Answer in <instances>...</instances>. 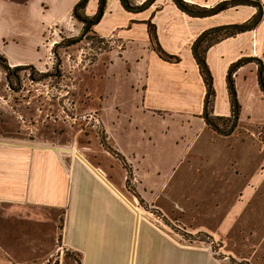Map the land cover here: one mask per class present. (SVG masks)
<instances>
[{
    "label": "crops",
    "instance_id": "crops-1",
    "mask_svg": "<svg viewBox=\"0 0 264 264\" xmlns=\"http://www.w3.org/2000/svg\"><path fill=\"white\" fill-rule=\"evenodd\" d=\"M79 1L71 0L65 14L46 19L48 0H0V55L11 67L42 63L49 50L43 49L46 36L69 30ZM182 1L194 9L212 8L202 4L206 0ZM97 3L89 0L88 19ZM240 6L245 10L236 15L225 12L235 7L229 6L198 18L173 0H154L141 13L126 11L121 0H106L92 28L112 47L83 72V98L100 117L108 147L132 175L128 180L122 161L101 138L113 161L95 154L89 160L96 159L100 169L80 171L76 165L71 173L53 146L0 135L4 264L40 258L21 253L29 252L30 238L40 251L48 237L61 238L58 249L80 264H230L229 259L264 264V141L249 134L264 119L259 77L262 68L264 78V17L252 31L236 30L217 41H209L211 34L204 43H210L203 57L214 91L210 118L234 117L230 79L237 93L239 120L229 135L205 119L208 86L193 54L205 31L254 19L256 10ZM149 25L155 26L162 50L178 62L157 54ZM22 35L36 40L37 53L10 51L8 39ZM0 116V131L13 134L11 111L1 107ZM147 207L188 234L211 237L220 243L218 252L171 231Z\"/></svg>",
    "mask_w": 264,
    "mask_h": 264
},
{
    "label": "rangeland",
    "instance_id": "rangeland-1",
    "mask_svg": "<svg viewBox=\"0 0 264 264\" xmlns=\"http://www.w3.org/2000/svg\"><path fill=\"white\" fill-rule=\"evenodd\" d=\"M48 1L47 6L49 9L48 11L44 10L48 13L46 19L57 18L65 14L71 6V0ZM146 1L129 0L131 5L135 7L143 5ZM219 1L206 0L202 4L208 7H216ZM238 7L235 6L225 12L229 15H236L237 12L245 10L241 6ZM98 8L99 0L97 5L92 6L91 12L94 16L89 17V21L95 20ZM250 11L253 12L255 9ZM213 19L216 20L217 18ZM68 27L69 30L59 27L60 29L53 30L52 34L46 36L43 49L47 45L49 50L42 63L23 65L33 66L35 73L32 70L21 73L22 86L19 92H13L9 88L6 74L0 68V110L1 107H6L11 111L12 116L9 122L15 126L13 134L9 135L0 131V135L37 140L53 146L58 150L71 173L75 171L76 165L80 171L86 170L85 167L98 170L100 169L99 165L94 163L96 159L89 160L93 158L92 156L98 154L102 159H107L109 162L113 160L110 154L100 146V138L105 135L104 130L100 117L96 112L88 109V101L83 98L82 76L88 66L98 59L99 54L110 50L112 45L111 41L96 36L93 28H91L86 38L77 42L86 25L73 20V24ZM226 34L229 33L221 32L219 35L210 38L209 41L217 40V38L224 37ZM35 41L31 36H15L8 39V46L16 56L30 55V51L33 52L32 54L37 53ZM207 46L208 44H203L201 51L203 52ZM43 75L51 76L45 78ZM33 78L36 80H33ZM212 119L215 120V118ZM232 123V117L226 122L220 121L219 128L222 132H229ZM255 129L250 131L249 134L257 140L264 141V119L261 125H257ZM87 149L91 151H87ZM123 171L126 172V170ZM149 210L154 212L153 209ZM159 217L171 231L182 236L179 231H176L179 229L183 231L178 225L166 221L161 216ZM182 237L190 241L185 236ZM29 240H31V245H27L29 252L21 253V255L26 257L39 256L40 258L19 260L18 262L21 264H80L79 260L73 259L71 255L64 254L62 250L58 249L61 238L58 240L45 238V244L41 245L40 251L34 250L33 239L30 238ZM219 244L214 240L215 246L219 247ZM36 247L38 248V245ZM11 248L15 251L18 250L16 245H12ZM4 262L0 260V264H4Z\"/></svg>",
    "mask_w": 264,
    "mask_h": 264
},
{
    "label": "water",
    "instance_id": "water-1",
    "mask_svg": "<svg viewBox=\"0 0 264 264\" xmlns=\"http://www.w3.org/2000/svg\"><path fill=\"white\" fill-rule=\"evenodd\" d=\"M173 2L181 11H183L187 15H190L192 17H198V18L214 16V15L220 13L225 6L233 5V4H244V5H249V6H254V7L259 8V13L257 14L253 24H251V25H225V26L212 28V29H209V30L205 31L204 33H202V35L195 42V45L193 47L194 57L197 60L198 64L201 66V68L205 74V77L208 80V90H207V98H206V103H207L209 95L213 89V80H212L211 73H210L209 69L207 68L205 61L203 60L201 54L199 53L198 48H199L200 44L211 34H216V33L228 31V30H238V31H252V30H254L256 28V26L258 25V23L262 20V17H263L262 5L255 0H228V1H224V2L219 3L216 7L212 8L210 10L199 11V10H193V9L189 8L182 0H173ZM105 3H106V0H100L99 9H98V13L96 15V19L94 21H88L86 23L85 30L77 42H80L84 38H86V36L89 33V31L91 30V28L102 18L103 14H104V9H105ZM121 3H122V6L124 7V9L126 11L131 12V13H141V12L147 10L151 5H153L154 0H147L143 5H141L139 7H135V6L131 5L129 0H121ZM236 67H234V68H236ZM262 71H263V69L261 68L260 72H259V77H260V84L262 85V87L264 89V78L262 75ZM229 86H230V91H231V94L233 97V107H234V117H233V123H232L231 130L229 132H222L216 124H214L212 121L209 120V118L207 117V112L205 111V119L209 123V125L211 127H213L214 129H216L219 133L224 134V135H229V133L232 132L237 127V123L239 120V104L237 101V93L235 90L234 83L231 79L229 80Z\"/></svg>",
    "mask_w": 264,
    "mask_h": 264
},
{
    "label": "trees",
    "instance_id": "trees-1",
    "mask_svg": "<svg viewBox=\"0 0 264 264\" xmlns=\"http://www.w3.org/2000/svg\"><path fill=\"white\" fill-rule=\"evenodd\" d=\"M89 3V0H80L78 2V4L74 7L73 9V12H72V18L73 20L79 22V23H83V24H86L89 20L88 18L86 17L85 15V9L87 7ZM148 30H149V35L151 37V39L153 40V42L155 43V51L157 52V54L164 60H167V61H174V62H178L179 59L177 57H173V56H170L168 54H166L161 46L159 45V43L157 42V33H156V28L155 26L153 25H149L148 27ZM90 32V31H89ZM234 32H237L236 30H230V31H225V33H229V34H226L225 36L228 37V36H233ZM220 33H217L215 34L214 36H217L219 35ZM218 40V39H217ZM216 40V41H217ZM208 41V38H206L199 46L198 50H199V53L201 54L203 60H204V57H203V52L201 51V47L204 43H206ZM210 44V43H209ZM208 44V46H210ZM0 68L5 72L6 74V81L8 83V86L9 88L13 91V92H19V89L21 88L22 86V82H21V73L23 71H26V70H32L33 73H35V68L31 65H28V66H16V67H11L9 65V63L7 62L6 58L3 56V55H0ZM204 73V72H203ZM45 78L48 77V76H51V75H43ZM33 80H36L35 78H33ZM205 82L208 86V80L206 79L205 77ZM214 96V91L212 89V92L210 93L209 95V98H208V101L206 103V106H205V111L207 112V117L209 118L210 121H212L214 124H216L218 127L220 126L219 122H226L227 120L225 119H221V118H215L212 119L210 118L209 114H210V110H211V106H212V98ZM219 121V122H218ZM208 123V122H207ZM209 124V123H208ZM214 129V128H213ZM215 131H217L216 129H214ZM218 132V131H217ZM102 139V144L103 146L105 147V149L109 152V153H112L114 156H116L117 158H119L122 163H123V166L124 168L127 170V172L129 173V179L130 180V177H131V172H132V169L130 167H128L127 163L125 162L124 159H122L120 157V155L118 153H116L115 151H113L110 147H108L107 143H106V139H105V135H103V137H101ZM155 213H157L159 216H161V213L157 210H154ZM167 221V219H166ZM176 231H179L180 234L182 236H185L187 239H189L191 242L193 241H196V240H199V241H207V242H211V240H213L211 237L205 235L204 233H199L197 235H191V234H188L186 233L184 230L181 231L180 229L179 230H176ZM214 243V240L212 241ZM213 249L214 251H218V246H215L213 244ZM229 262L230 264H249L247 262H237L235 261L234 259H229Z\"/></svg>",
    "mask_w": 264,
    "mask_h": 264
},
{
    "label": "flooded vegetation",
    "instance_id": "flooded-vegetation-1",
    "mask_svg": "<svg viewBox=\"0 0 264 264\" xmlns=\"http://www.w3.org/2000/svg\"><path fill=\"white\" fill-rule=\"evenodd\" d=\"M224 1H228V0H224ZM224 1H222V2H224ZM255 1H257L258 3H260L261 5H262V8H263V17H264V3L263 2H260L259 0H255ZM240 5H244V4H233V5H228V6H225V7H229V6H240ZM249 6V5H248ZM189 7V6H188ZM224 7V8H225ZM250 7H252L253 9H255L256 10V15H255V17H254V19H252V21H250L248 24H246V25H251V24H253L254 23V21H255V18H256V16H257V14L259 13V8L258 7H254V6H250ZM189 8H191V7H189ZM212 8H214V7H212ZM212 8H209V10L210 9H212ZM191 9H193V10H199V11H207L206 9H194V8H191ZM263 17H262V19H263ZM94 21V20H93ZM86 25V24H85Z\"/></svg>",
    "mask_w": 264,
    "mask_h": 264
},
{
    "label": "built area",
    "instance_id": "built-area-1",
    "mask_svg": "<svg viewBox=\"0 0 264 264\" xmlns=\"http://www.w3.org/2000/svg\"><path fill=\"white\" fill-rule=\"evenodd\" d=\"M190 242H191V241H190ZM209 243H210V245H212V247H213V244H214V243H213V242H209ZM213 251H214V250H213ZM216 252H218V251H216ZM216 252H215V253H216Z\"/></svg>",
    "mask_w": 264,
    "mask_h": 264
}]
</instances>
